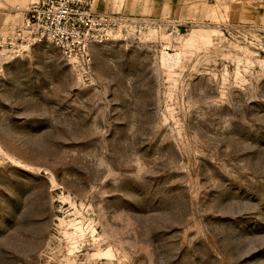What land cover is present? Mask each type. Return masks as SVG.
<instances>
[{
    "label": "rangeland",
    "instance_id": "1",
    "mask_svg": "<svg viewBox=\"0 0 264 264\" xmlns=\"http://www.w3.org/2000/svg\"><path fill=\"white\" fill-rule=\"evenodd\" d=\"M94 7L91 69L0 47V264H264V0Z\"/></svg>",
    "mask_w": 264,
    "mask_h": 264
},
{
    "label": "built area",
    "instance_id": "2",
    "mask_svg": "<svg viewBox=\"0 0 264 264\" xmlns=\"http://www.w3.org/2000/svg\"><path fill=\"white\" fill-rule=\"evenodd\" d=\"M96 0H33L22 9L24 18L0 35V47L14 58L35 45H55L73 66L91 69L94 45L109 40L126 24L139 25L122 14L102 13Z\"/></svg>",
    "mask_w": 264,
    "mask_h": 264
},
{
    "label": "crops",
    "instance_id": "3",
    "mask_svg": "<svg viewBox=\"0 0 264 264\" xmlns=\"http://www.w3.org/2000/svg\"><path fill=\"white\" fill-rule=\"evenodd\" d=\"M2 0H0V2H1ZM31 1H29V3H30ZM29 3H27L26 4V6L29 4ZM15 16L17 17V19H19L20 21V23L23 21V18H24V14H23V12H20V13H17V14H15ZM0 20H2V19H0Z\"/></svg>",
    "mask_w": 264,
    "mask_h": 264
}]
</instances>
